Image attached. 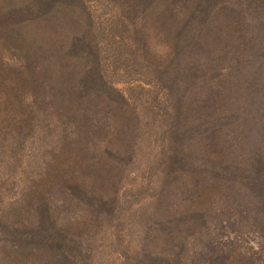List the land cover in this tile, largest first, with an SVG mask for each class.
<instances>
[{
	"label": "trees",
	"instance_id": "trees-1",
	"mask_svg": "<svg viewBox=\"0 0 264 264\" xmlns=\"http://www.w3.org/2000/svg\"><path fill=\"white\" fill-rule=\"evenodd\" d=\"M94 2L103 5L101 12H112L107 27L94 20L89 0H0V200L17 176L22 181L1 213L0 264H61L72 253L89 264L94 255L88 253L97 246L88 250L80 234L69 232L64 210L84 200L99 212L98 225L115 224L113 199L123 175L137 172L126 173L119 164L116 176L103 174L93 189L78 187L82 197L63 199L68 177L88 178L82 171L100 154L127 152L141 161L147 158L144 141L158 132L165 138L159 159L174 169L185 158L184 141L198 138L212 148L224 135L235 141L251 128L246 122L238 129L244 121L238 108L241 113L264 108V0ZM120 10L128 18L124 23H118ZM147 13L170 37L165 59L134 34L136 15ZM142 72L153 85L162 84L156 105L164 116L132 103L116 86L120 76ZM117 111L126 112L123 129L129 137L119 150L109 143ZM255 171L246 182L255 183ZM253 214L263 230L264 200L253 205ZM32 227L61 251L51 253L50 244L31 248L26 237ZM133 258L138 259L135 253Z\"/></svg>",
	"mask_w": 264,
	"mask_h": 264
},
{
	"label": "rangeland",
	"instance_id": "rangeland-1",
	"mask_svg": "<svg viewBox=\"0 0 264 264\" xmlns=\"http://www.w3.org/2000/svg\"><path fill=\"white\" fill-rule=\"evenodd\" d=\"M89 1L94 20L107 27L112 12H101L103 5ZM116 16L118 23L128 20L124 11L120 10ZM134 30L139 44L144 36L155 57L166 58L170 37L156 26L151 14H145V18L136 15ZM161 85H153L145 72L133 77L124 74L116 83L129 101H139L143 107L150 106L156 117L164 116L156 105L163 98ZM263 110L258 105L256 109L241 113L238 108L236 115L244 120L238 129L246 122L251 128L244 134H238L235 141L230 135H224L217 139L214 148L197 142L198 138L191 141L194 143L184 141L182 151L185 158L176 162L174 169H166L164 159H159L158 151L165 138L158 132L152 139L144 141L147 158L136 161L127 152L120 153L118 157L110 153L100 154L87 169L79 168V171L90 173L88 178L81 176V179L73 180L72 176L68 177L63 199L74 193L82 197L77 193L78 187L93 189L103 174L110 172L116 176L115 172L121 170L119 164L126 168L123 170L126 173L133 169L137 172L123 175L124 180L121 181L124 185L118 189L115 200L105 196L114 201L111 213L115 224L106 222L98 225L99 212L95 215L93 206L84 200L73 210H64L67 215L64 213L66 220L63 225L70 229L69 232L80 234L88 250L97 246L98 250L93 254L87 250L89 257L94 255L89 264H264V228H258L253 222V205L264 200ZM141 111L143 114L144 110ZM114 113L115 128L109 134V143L119 150L129 138L123 129L127 119L126 112ZM230 140H233L232 144L228 143ZM250 170H257L255 183L246 182ZM17 177L12 191L9 189L0 200V214L21 187L22 181ZM133 182L136 185L131 186ZM128 184L131 186L129 189ZM9 185L5 186L6 189ZM51 215L53 218L56 216L53 211ZM31 223L32 220L28 224ZM30 233L26 238L31 248H48L50 244L51 253L61 251L58 245L55 247L48 238L42 237L39 229L32 227ZM115 233L119 234V239H113ZM51 253L41 256L45 258ZM134 253L138 259L133 258ZM81 261V256L72 253L70 257H64L61 264H84Z\"/></svg>",
	"mask_w": 264,
	"mask_h": 264
}]
</instances>
